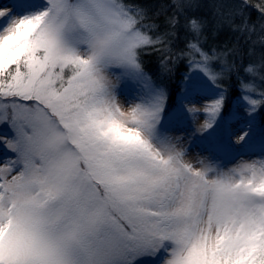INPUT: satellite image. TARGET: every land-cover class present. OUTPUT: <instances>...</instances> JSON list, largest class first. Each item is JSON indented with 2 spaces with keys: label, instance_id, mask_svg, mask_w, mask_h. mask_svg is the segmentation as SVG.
I'll return each mask as SVG.
<instances>
[{
  "label": "snow or ice",
  "instance_id": "6c2138e0",
  "mask_svg": "<svg viewBox=\"0 0 264 264\" xmlns=\"http://www.w3.org/2000/svg\"><path fill=\"white\" fill-rule=\"evenodd\" d=\"M205 6L211 25L196 14ZM224 28L234 42L217 45ZM257 45L264 0L0 3V264H264ZM153 53L162 74L186 62L172 103L145 71ZM233 76L243 112L225 118ZM121 80L145 90L128 108ZM209 84L221 90L198 109ZM201 111L210 154L231 146L220 128L237 120L229 138L261 156L229 168L187 161L170 133Z\"/></svg>",
  "mask_w": 264,
  "mask_h": 264
},
{
  "label": "rangeland",
  "instance_id": "374dc122",
  "mask_svg": "<svg viewBox=\"0 0 264 264\" xmlns=\"http://www.w3.org/2000/svg\"><path fill=\"white\" fill-rule=\"evenodd\" d=\"M11 0H0V3H10ZM155 71L157 75L160 77V82L168 89L169 92V102L172 103L175 99V87L179 85L180 91V83L173 84V82H169L168 76L169 74H162L160 72L159 61L156 62ZM153 81V79H152ZM181 82V81H180ZM159 83V82H158ZM173 85H175L173 87ZM225 88V87H224ZM221 89H217L211 84H209L208 92L206 97H196L194 100L196 108L200 109L203 106L204 100L206 98H211ZM144 87L141 83L132 81V80H121L119 82L118 88V99L120 103L125 107L128 108L130 106V102H138L136 97L139 96L144 92ZM228 98L225 101V107L222 112V116L229 117L231 113L239 111L243 112L242 107H239V101L236 100L232 106H230L231 98L229 97V93L227 94ZM189 107L192 106V103L188 104ZM226 117V118H227ZM258 124L264 126V111L258 112L256 114ZM205 122V115L201 111L197 113L195 116L189 115L186 113L184 123L178 127H176L170 135L172 136H179L183 138V145L187 151V155L185 159L194 165L197 164L199 159L209 158L210 156L215 157L214 162L220 163L222 166L229 168L233 167L234 165L238 164L241 160H251L255 158H259L261 153L259 149H257L254 153H247L242 150L241 145L235 143L236 137L228 136L227 129L230 127L232 132H238L240 121L233 120L230 125L228 124H221L220 133H219V142L224 145H231L230 147H224L220 150L215 151L214 153L210 154L207 150L209 148V141L206 139L207 132L201 133L200 129ZM211 131V130H209Z\"/></svg>",
  "mask_w": 264,
  "mask_h": 264
},
{
  "label": "trees",
  "instance_id": "16d2710c",
  "mask_svg": "<svg viewBox=\"0 0 264 264\" xmlns=\"http://www.w3.org/2000/svg\"><path fill=\"white\" fill-rule=\"evenodd\" d=\"M136 2L141 3L145 7L150 8L152 11H155L156 7L159 6V3L161 2V0H136ZM196 14L208 17L210 20V25H211V11L207 6H205L201 10H199ZM256 16H257V14L253 11L252 12V20L253 21L256 20ZM162 19H163V17H161V20ZM231 36H232V34L228 31V29L224 28L219 33V35L217 36L215 43L217 45H222L225 41H228L229 44H231L232 42H234L232 39H230ZM211 44H212V41L210 40L209 45H207V46H210ZM262 50H264V49H261V47L259 45H257V48H256L257 55ZM143 60H144L145 71L152 77L154 84L157 86L163 85L160 82L161 81L160 77L157 75V73L155 71V68L157 67L155 63L156 62L158 63V61H159L158 54L153 53L152 55H146L143 57ZM247 60H248V58L245 57L244 62L247 63ZM186 72H188L186 62H181L176 67L174 73L168 76L169 82H173V84H177L178 82L180 83V81L183 78V74ZM241 74H243V73L241 72ZM174 86L175 85H173V87ZM222 87H225L228 89L229 97L231 98L230 106H232L234 103H236V100L239 96V87H238V83H237L235 76H233L231 80H224L222 82ZM175 91L176 92L174 94V97L176 96V94H178L180 92L179 91V85L177 87H175ZM226 117L227 116H225V118ZM263 120H264V118L261 119V121H263Z\"/></svg>",
  "mask_w": 264,
  "mask_h": 264
}]
</instances>
